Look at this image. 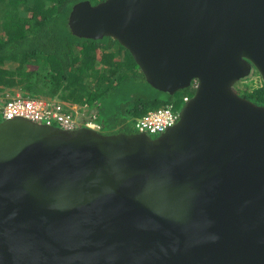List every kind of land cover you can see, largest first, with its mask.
<instances>
[{
  "label": "water",
  "instance_id": "95a60500",
  "mask_svg": "<svg viewBox=\"0 0 264 264\" xmlns=\"http://www.w3.org/2000/svg\"><path fill=\"white\" fill-rule=\"evenodd\" d=\"M73 35L110 37L147 83H197L156 137L0 121V264H264V0L76 4Z\"/></svg>",
  "mask_w": 264,
  "mask_h": 264
},
{
  "label": "trees",
  "instance_id": "16d2710c",
  "mask_svg": "<svg viewBox=\"0 0 264 264\" xmlns=\"http://www.w3.org/2000/svg\"><path fill=\"white\" fill-rule=\"evenodd\" d=\"M82 1L104 0H0V92L19 90L79 107L107 134L136 132V119L171 103L180 106L194 93L154 89L131 54L110 37L73 35L69 16ZM245 95L264 105V85Z\"/></svg>",
  "mask_w": 264,
  "mask_h": 264
},
{
  "label": "built area",
  "instance_id": "2783aa9c",
  "mask_svg": "<svg viewBox=\"0 0 264 264\" xmlns=\"http://www.w3.org/2000/svg\"><path fill=\"white\" fill-rule=\"evenodd\" d=\"M255 80V88H261L263 83L260 78ZM197 83L194 81L189 89L195 90ZM192 96V95H191ZM185 95L180 106L171 103L166 107L151 111L134 122V129L138 133H148L158 136L179 120L180 110L191 98ZM0 116L3 120L25 118L33 122L57 126L61 129L72 131L82 127L101 131V127L81 114L79 107L72 106L57 99L25 96L22 93L7 94L0 103Z\"/></svg>",
  "mask_w": 264,
  "mask_h": 264
},
{
  "label": "flooded vegetation",
  "instance_id": "af4514ba",
  "mask_svg": "<svg viewBox=\"0 0 264 264\" xmlns=\"http://www.w3.org/2000/svg\"><path fill=\"white\" fill-rule=\"evenodd\" d=\"M255 76H257V77L260 78V76H259V74L257 73V71L253 69L249 78H253V77H255ZM249 78L244 79V80L238 82L237 84H235V90L237 91V93H238L240 96H242V97H246L247 99H248V97L245 95V92H246V91H247V92H248V91L253 92V90L256 89V88H254V89H249L250 87H248L247 85H242V83H243L244 81L248 80ZM238 87H242V88L239 89ZM249 100H251V99H249ZM251 101H252V100H251ZM252 102H253V101H252ZM254 103H255V102H254ZM258 105H260V106H264V105H262V104H258Z\"/></svg>",
  "mask_w": 264,
  "mask_h": 264
},
{
  "label": "rangeland",
  "instance_id": "374dc122",
  "mask_svg": "<svg viewBox=\"0 0 264 264\" xmlns=\"http://www.w3.org/2000/svg\"><path fill=\"white\" fill-rule=\"evenodd\" d=\"M257 78H259V77L255 76L253 78H249L248 80L244 81L242 83V85H247L248 87H250L249 89H254L255 88V85H256V84H254V81L255 80H257V81L259 80ZM238 88L240 89L242 87H238ZM13 92H15V93H22L19 90H5L4 92H0V103L4 100V97L7 94H13ZM131 126H132V124H131ZM132 128H133V126H132ZM133 130H134V128H133Z\"/></svg>",
  "mask_w": 264,
  "mask_h": 264
}]
</instances>
